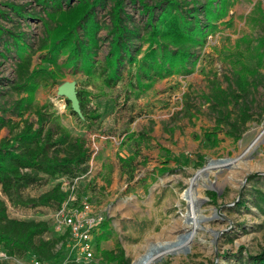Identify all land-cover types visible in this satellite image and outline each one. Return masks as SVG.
<instances>
[{
    "label": "rangeland",
    "instance_id": "rangeland-1",
    "mask_svg": "<svg viewBox=\"0 0 264 264\" xmlns=\"http://www.w3.org/2000/svg\"><path fill=\"white\" fill-rule=\"evenodd\" d=\"M7 1L25 6L19 14L0 0V7L10 17L0 13V25L5 28L2 35L10 37L7 29L22 31L26 42L35 48L45 33L40 19L44 15L42 5L36 0ZM128 9L138 16L133 7ZM105 13L101 9L100 15L107 21ZM262 18L264 0H230L227 14L197 49L189 71L165 76L138 96H125L126 79L112 88L103 87L104 92L91 100L101 116L90 125L72 115L65 97L57 92L64 80H73L78 86L82 74L65 68L57 80L37 87L35 103L52 102L65 126L84 135L90 148L96 150L92 170L79 181L76 197L86 196L92 211L107 219L109 236L100 239V246L111 248L119 241L130 264L149 250L163 252L153 264H244L245 259L240 260L244 255L264 249V202H254L256 188L264 190V137L254 142L264 129V111L260 113L264 67L260 68L261 82L248 95L251 118L241 136L236 139L222 130L214 144L203 138V131L214 125L207 101L211 81L227 86L226 75L231 76L232 68L228 51L264 35ZM100 34L104 36V28ZM0 48L6 54L0 56V76L12 78L15 47L11 43L9 48ZM106 49L102 43L98 56L102 57ZM38 61L37 51L32 62ZM140 131L146 134L137 140ZM6 133V128L0 130V136ZM133 153L130 178L120 158ZM199 172L192 208L186 190ZM52 183L54 180L30 186L24 194L38 195ZM0 196L10 216L45 218L54 226L52 208L14 204L1 190ZM55 232L54 227L50 234ZM65 255L66 250L61 262ZM3 257L0 251V259ZM7 260V264H14ZM93 261H97L95 256Z\"/></svg>",
    "mask_w": 264,
    "mask_h": 264
},
{
    "label": "trees",
    "instance_id": "trees-1",
    "mask_svg": "<svg viewBox=\"0 0 264 264\" xmlns=\"http://www.w3.org/2000/svg\"><path fill=\"white\" fill-rule=\"evenodd\" d=\"M36 2L44 10L40 19L45 33L35 48L26 42L22 31L7 29L10 37H4L5 28L0 25V45L9 48L12 43L16 52L14 76H0V130L7 129L0 136V190L14 204L48 206L55 212L67 196L64 183L87 172L92 150L84 135L75 134L65 126L52 102L35 103L37 87L42 82L57 80L56 76L64 73L65 68L82 74L76 86L81 115L65 100L70 113L90 125L101 116L91 100L104 92L103 87L112 88L126 79L125 96L130 93L138 96L165 76L189 71V64L197 58V49L218 26V20L227 14L230 0ZM5 4L23 14V3L5 0ZM101 9L106 10L107 21L101 17ZM0 13L8 17L1 7ZM28 15L33 17L35 12ZM103 28L104 36L100 34ZM101 42L106 43L107 49L99 57ZM246 44L227 53L232 64L231 76L226 75L227 86L215 79L211 81L207 101L214 125L203 131V138L210 143L220 139L218 134L222 130L239 138L245 122L251 118L247 98L263 76L260 68L264 67V35ZM37 51L39 61L33 63ZM4 52L0 48V56L5 57ZM236 108L238 111L234 113ZM263 111L264 104L260 113ZM145 134V131L137 133V140H142ZM134 158V153L120 158L122 169L129 172L130 178ZM49 180L54 183L38 195L24 194L26 188ZM256 191L254 202L260 204L264 202V190L256 188ZM106 227L107 219H104L94 229L96 262L68 260L64 264H130L119 241L111 248L100 246V239L109 236ZM53 228L45 218L10 216L0 196V251L7 256L24 260L35 257L43 264L61 262L71 239L68 229L50 234ZM244 259V264H264V249L246 254L240 260ZM7 261L2 258L0 264Z\"/></svg>",
    "mask_w": 264,
    "mask_h": 264
},
{
    "label": "built area",
    "instance_id": "built-area-1",
    "mask_svg": "<svg viewBox=\"0 0 264 264\" xmlns=\"http://www.w3.org/2000/svg\"><path fill=\"white\" fill-rule=\"evenodd\" d=\"M91 157L89 159V167L85 174H89L92 170V160L96 150L91 148ZM80 177H75L69 182L64 183L67 190V196L61 203V206L53 213L55 230L64 233L68 229L71 239L67 247V256L60 264H64L68 260L76 262L90 263L94 260V229L102 220V216L94 213L90 207L87 197H76L77 185ZM3 258L11 259L17 264H43L35 257L24 260L16 257L7 256L3 251Z\"/></svg>",
    "mask_w": 264,
    "mask_h": 264
},
{
    "label": "bare ground",
    "instance_id": "bare-ground-1",
    "mask_svg": "<svg viewBox=\"0 0 264 264\" xmlns=\"http://www.w3.org/2000/svg\"><path fill=\"white\" fill-rule=\"evenodd\" d=\"M263 137H264V129L254 142L258 143L259 141L262 140ZM207 168H209V167H207ZM199 174H200V172L198 174H196V176L191 179L190 185H189L188 189L186 190V193L188 195V200H189V203L191 204V206L194 204V182H195V179H197V177L199 176ZM192 208H193V206H192ZM161 253H163V252L162 251L153 252V251L149 250L144 256H142L134 264H153V262L160 257Z\"/></svg>",
    "mask_w": 264,
    "mask_h": 264
},
{
    "label": "water",
    "instance_id": "water-1",
    "mask_svg": "<svg viewBox=\"0 0 264 264\" xmlns=\"http://www.w3.org/2000/svg\"><path fill=\"white\" fill-rule=\"evenodd\" d=\"M57 92L59 95H63L65 98H67L70 101L71 108L79 115H81L75 81L64 80L60 82L57 88Z\"/></svg>",
    "mask_w": 264,
    "mask_h": 264
}]
</instances>
